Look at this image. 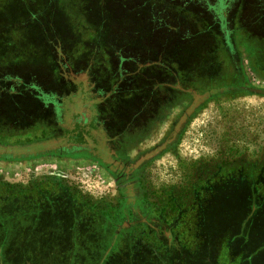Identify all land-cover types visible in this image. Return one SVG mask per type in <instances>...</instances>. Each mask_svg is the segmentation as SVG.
<instances>
[{
    "label": "rangeland",
    "instance_id": "1",
    "mask_svg": "<svg viewBox=\"0 0 264 264\" xmlns=\"http://www.w3.org/2000/svg\"><path fill=\"white\" fill-rule=\"evenodd\" d=\"M251 1L0 0V81L4 80L5 89L13 95L22 94V85L23 89H33L29 90L31 94L44 96L49 103L46 106H35L33 100L20 106L8 103L11 107L8 115L3 103L0 111V264H55V260L60 264L59 259L70 256L84 255L88 260L98 251L89 245L88 237L78 233L82 218L75 213L74 225L73 213L63 214L62 224L48 222L42 214L41 227L34 230L31 219L38 211L16 204L14 196L21 190H31L48 177H59L74 190L87 192L88 202L104 203L107 193L105 199L113 193L111 179L91 160L24 158L71 143L67 139L80 130L81 142L94 147L108 160L113 144L107 137L97 135L107 121L98 120L96 115L97 105L107 96L101 98L99 94L108 88L105 80L130 94L134 89L132 78L137 76L141 84L145 82L141 96L152 99L154 94L155 99H160L158 103L178 102L183 94L178 81L182 82L183 77L204 88L207 84L202 79L211 75L209 63L220 58L215 47L220 39L226 40V34L234 26H238L239 37H245L249 26L258 25L255 21L262 16V10L257 7L259 3ZM56 66H60L57 69L60 75L55 74ZM114 101L120 104L122 98ZM177 111L178 108H172L169 117ZM27 113L29 117H24ZM259 127L264 132V100L211 102L191 121L176 152L164 155L149 168L144 180L147 202L165 206L166 219L176 218L180 203L188 201L203 180L200 178L208 174L199 169L198 156L228 164L241 152L236 147L243 148L253 141V135L249 134L257 135L261 132ZM219 141L227 150L234 147V151L225 156V152L216 154L213 150ZM133 153L131 150L129 155ZM236 199L237 196L228 201L214 197V205H209V209L227 210L233 216ZM240 213L236 211V220ZM228 216L235 222V218ZM189 220L196 224L192 217ZM179 225L178 235L186 242L193 240L192 232H183L184 224ZM109 226L98 221L95 225L98 233L92 237L101 243H112L109 251L101 249L99 254L103 250L121 258L117 264H123L124 253L138 243L126 238L114 241L110 236L115 229ZM148 227L156 231L149 234L160 235L158 239L168 235L157 222ZM246 227V238L264 242V214L253 216ZM208 239H215L212 233ZM12 240L17 245L11 249V244L6 250V242ZM225 243L220 249L219 263L241 264L233 258L235 255L229 254ZM263 251L264 246L254 256ZM243 262L249 264L248 259Z\"/></svg>",
    "mask_w": 264,
    "mask_h": 264
},
{
    "label": "flooded vegetation",
    "instance_id": "2",
    "mask_svg": "<svg viewBox=\"0 0 264 264\" xmlns=\"http://www.w3.org/2000/svg\"><path fill=\"white\" fill-rule=\"evenodd\" d=\"M251 2L259 3V6L257 4L256 6L262 10L260 11L262 16H257L255 21L258 25L249 26L248 31L244 30L247 31L245 37H239L238 26H234L231 33L225 32L227 33L226 40L220 39L215 46L220 58L217 57L209 63L211 75L202 79L207 84L204 88L196 87L193 81L183 77L182 82L178 81V86L183 87L181 90L183 94L178 102L156 103L155 106L144 108L140 115H137V108H131L128 116L124 118L126 121L116 123V128L111 130L113 132L100 129L97 135L107 137L106 139L111 140L113 144L112 153L109 152L107 155L108 160H104L103 156L94 150V147H86L79 137L67 139L71 143L61 144L56 150H45L24 158V160L56 158L61 161L91 160L96 162L113 182L114 187L111 189L113 193L105 199L107 193L104 197L106 202H88L85 200L88 198L87 192L80 189L74 190L72 186L62 182L59 177H48L33 186L31 190H21L16 196L13 195L16 202L26 209H32L36 207L35 204L39 203L37 205L40 207L35 208L39 216V214L52 213V207L48 202L57 199L61 203L60 216L75 213L79 218L84 217L85 219L90 216L96 221H106V224L110 225L109 228L115 229L114 235L110 236L115 239L114 241H124L126 238V241L138 244L153 241L160 236L153 235L156 231L149 229L150 223L157 222L163 233H168V237L169 235L178 237L175 233L180 232L179 223L184 224L181 227L183 232L184 230L189 231L185 226L192 225L189 223L191 217L197 224L198 221L196 222L194 215L203 206L202 194H206V189L211 186H220L217 198L221 200L228 201L233 196H237L234 204L241 211H264V132L261 127L258 128L261 132L257 135L249 134L253 135V141L246 143L243 148L236 147L241 152H238L236 158L228 164L218 160L213 163L207 158L204 159L202 154L198 156L199 169L203 172L207 171L208 174L200 178L203 180L200 181L188 201L180 203V207L176 209V218L173 220L166 219L165 206L147 202L144 182L149 168L164 155L176 152L191 121L211 102L219 99L236 101L256 98L264 100V0H259V2L252 0ZM222 34L219 35L222 36ZM172 108H178V111L169 117L168 111ZM147 143L152 145L147 146ZM1 146L3 147L4 144ZM230 147L227 150L223 142L219 141L213 151L220 155L225 152V156L234 151V147ZM131 150L134 153L129 155ZM4 159L7 158L4 157ZM151 232L153 234H149ZM167 236H162V238L169 239ZM246 241L251 242V247L256 244L250 236ZM138 244L132 247L136 249L134 251L136 254ZM238 250L243 253L245 248L241 247ZM263 255L264 251L256 257L254 254H246L236 256V258L241 264L244 263L245 257L249 264H264V260H260ZM166 262V264H172L169 261Z\"/></svg>",
    "mask_w": 264,
    "mask_h": 264
},
{
    "label": "trees",
    "instance_id": "3",
    "mask_svg": "<svg viewBox=\"0 0 264 264\" xmlns=\"http://www.w3.org/2000/svg\"><path fill=\"white\" fill-rule=\"evenodd\" d=\"M56 67H57L56 70L54 67L52 69L55 70L56 75H60V71L57 70L58 67L60 66H56ZM157 72H159L160 74L164 73V71H160V70H157ZM103 78L105 79L106 77L104 76ZM105 81L108 88L99 94H101V98L105 94H107V96L104 97L102 102L96 107L98 112L96 113V115L99 119L97 117L96 118L98 120H100L101 118L104 119V121H107L105 123L103 122L105 126L104 128L105 131L109 130V132H113L111 130H114L116 128L115 126L116 123H118L119 121L125 122L126 120L124 118L128 116V113L130 111L129 109L137 108V115H140V112H143L144 108H148L150 106L152 107L160 100V99H155L154 94H152V99L151 98L145 99L144 97L141 96L142 91L145 90L143 89L145 82L141 84V80L137 76L132 78L131 83L134 85V89L130 90L131 91L130 94H127V92H123L118 87H115L116 83L110 85L109 80H105ZM138 84H140L141 87H139ZM137 85L139 87L138 89H137ZM5 88H6L5 82L4 80H1L0 81V111H3V103H5V115H8L7 111L8 109L11 108L7 106L8 103L10 104L16 103V105L20 106L21 103L28 105L27 101L33 100L35 106L36 105L46 106L45 103L47 102L44 99L45 97L31 94L29 90H33V89H29L28 87H25L23 89V86L21 85L20 92L22 94L20 96H16L13 95L10 92V90L8 91ZM23 92H25L24 95ZM38 92H40V90H37V93ZM118 93L124 95L122 97H119L121 94ZM114 98H122V102L120 104H117L114 101ZM17 101H19V103ZM24 117H29V114L28 113L25 114ZM120 118H122V120H120ZM73 137H79L80 139L81 138L80 130L78 131V133L71 136V138ZM109 141L111 142V140ZM219 188L220 186H211L206 189L207 190L206 194H202L203 206L200 209V211H197L196 215H194V217L197 219L196 222L198 221L197 222L198 225L189 224L185 226L187 229H189V231L192 232L194 236L193 240L186 242L178 235L177 231H173V232H177L175 233V235H177L178 237L176 236L173 237V235H169V237L167 236L169 239L166 240L153 239V241L151 240L147 243L138 244L139 248L137 249L138 251L137 254L134 253V251H136L135 248H129L128 251L125 252L123 255L125 259L124 262L122 260V263L123 264H152V263L166 264L167 263L166 261H169L172 264H220L219 263L220 261L219 259L221 255L220 249L224 245V242L222 243V241L226 239H227L226 247L228 246L227 251L229 252V254L235 255V258L236 256L239 255L245 256L246 254H255L258 249L264 246V244L261 243L263 242L261 240L259 241L255 240L256 243L255 246L253 247L250 246L251 242L246 241L248 240V238H246L247 234H245L247 233L246 225H247V221L251 219L253 216L262 217L264 211H259V210L241 211L232 207V211H234L232 212L234 213V215L232 216V214H227V210L209 209V205H214L213 203L214 197L216 200V198L219 196ZM48 203L52 207V213L45 214V219L48 222L62 224L63 221L61 219L63 217L59 215L62 212L60 209L61 203L58 202L57 199ZM16 204L18 203L16 202ZM37 204H35L36 207H32V209L40 207ZM236 211L241 212L239 215L240 217H238V220H236L235 218ZM20 214H22V211H20ZM228 215H230V217H233L232 219L235 218L234 219L235 222L231 221ZM81 218H80L81 223L79 224L77 231L78 233L81 234V236H86L89 238L88 241L91 247L98 248L97 249L98 251L95 253L97 255L94 254L93 256H90L88 260L84 255L79 257L70 256L68 258H64L61 260L59 259L58 260L59 263L60 264H117V261H119V259L121 258L104 253V251L107 252L109 251L108 249H111L112 243L110 244L109 242L101 243L97 241V239L92 237L98 233V230L95 228V225L98 221L96 222V220L90 216L87 218L85 217V219L84 217ZM41 221H42V215L40 214L39 216L38 214H36L31 219L32 222L31 225H33L34 230H37L41 227ZM76 221H77V217H75V214H73L71 218L72 224L74 225ZM102 222L106 223V221H102ZM210 233H212L213 238H215L212 241H209L208 239ZM236 243H238L239 246L236 245ZM11 244H12L11 249L13 248V245H17V243H15L13 240L11 242L7 241L5 244V249L7 250L11 246ZM238 247L239 248L243 247V249L245 248L244 252L242 253L240 250H238L239 249ZM101 249H105V250L104 251L102 250V252L99 254ZM211 249L212 251L208 252ZM156 251H159L160 253H155ZM200 253H202L201 257H200ZM56 262L57 261L55 260V264H57Z\"/></svg>",
    "mask_w": 264,
    "mask_h": 264
}]
</instances>
